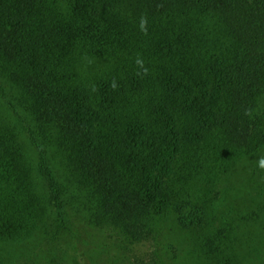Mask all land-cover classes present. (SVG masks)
<instances>
[{
  "label": "rangeland",
  "instance_id": "374dc122",
  "mask_svg": "<svg viewBox=\"0 0 264 264\" xmlns=\"http://www.w3.org/2000/svg\"><path fill=\"white\" fill-rule=\"evenodd\" d=\"M161 1L153 7L179 12L185 7L179 0ZM147 2L0 0V43L14 26L25 34L26 42L41 47L38 56L57 70V63L62 62V68L66 57L75 51L70 43H64V48L57 49L59 44L56 40L63 32L83 23L95 29L104 24L113 25L116 36L126 44L119 52L118 69L121 72L126 71L123 68L125 64H135L137 54H140L150 80L158 82L162 79L163 87V78L171 71L183 79L191 75L194 78L200 76L198 83L201 85L195 91L199 99L195 114L202 124L203 111L209 105L216 110L224 106L212 102L210 96L213 92H205L214 89L215 95L219 93L221 85L215 89L216 83L221 84V74L236 46L234 39L224 32L215 34L196 28L201 36L198 47L204 51L196 68L199 75L191 74L192 70L184 73L183 69L170 64L173 57L167 51L172 36L176 40L181 33L179 26L173 25L177 18L148 16L153 7ZM57 4L60 10L76 4L85 17L64 14L56 18L54 10ZM142 14L148 18L147 35L139 30ZM211 18L209 23L223 26L224 22L219 17L211 13ZM14 52L15 47L0 53V174L5 179L1 198L16 205L20 214L10 222L18 231L5 235L0 233V264H264V197L256 196L260 190V194L264 193V169L257 165L264 149L248 153L232 146L219 134L200 135V143L196 142L199 135H194L191 142L182 139L174 163L176 173L165 184L168 202H180L187 208L207 207V232H218L223 228L229 230V238L222 245L218 257L195 247L190 238L200 232L179 230L173 214L161 211L160 207L148 206L142 225H137L140 231L128 228L108 214H101L99 205L91 197L89 183L80 186L85 192L83 196L75 195L67 202L71 221L66 227L59 225L49 187L39 165L36 141H41L47 154L62 164L59 168L67 166V172L77 170L72 163L76 145L63 137L58 139L48 126L35 123L30 114L35 101L28 97L23 80V73L27 70L13 66L8 58ZM37 68L36 64L30 71ZM259 102L264 107V96ZM184 124L196 126L200 122L186 119ZM165 126L159 115L152 117L151 144L160 145L166 136L163 134ZM124 134V130L118 133L119 143ZM121 152L126 153L122 157L125 160L121 168L123 177L131 188H142L138 176H141L143 168L152 165L155 150L145 147L139 151L122 149ZM236 221H240L239 225Z\"/></svg>",
  "mask_w": 264,
  "mask_h": 264
},
{
  "label": "trees",
  "instance_id": "16d2710c",
  "mask_svg": "<svg viewBox=\"0 0 264 264\" xmlns=\"http://www.w3.org/2000/svg\"><path fill=\"white\" fill-rule=\"evenodd\" d=\"M147 1L152 5L150 7L162 2ZM179 1L185 5L181 12L153 7L147 13L148 16L178 20L173 25L179 26L181 33L176 40L172 36L167 45L168 55L173 57L170 64L183 69L184 73L192 70L191 74H198L196 68L204 51L198 47L201 36L196 28L208 33L224 32L236 45L221 74V84L216 83L215 89L221 85L219 93L215 95L214 89L205 92H213L212 102L224 106L216 110L209 105L203 111L202 124L195 114L199 103L195 91L201 85L198 83L200 76L183 79L171 71L163 78V87L162 79L154 82L148 74L138 76L136 63L125 64L126 71L121 72L118 69L119 52L126 44L116 36L113 25L104 24L95 29L83 23L63 32L56 40L57 49L70 43L75 51L66 57L62 68V62L57 63V70L38 56L41 47L26 42L25 34L14 26L1 40L0 53L15 47L16 52L8 57L9 60L13 66L27 70L23 80L28 97L35 101L30 113L35 123L48 126L58 139L60 136L76 145L72 149L75 153L72 163L77 170L67 172V166L59 168L62 164L47 154L41 141H36L39 165L59 225L66 227L71 221L67 202L75 195L83 196L85 192L80 186L89 183L91 197L99 205L101 214H108L128 228L140 231L137 225L142 223L148 206L160 207L161 211L173 214L179 230L200 232L190 238L195 247L218 257L229 238V230L207 232V207L187 208L180 202H168L165 184L176 173L174 163L182 139L191 142L194 135H199L196 142L200 143V135L219 134L232 146L248 153L264 149V107L259 102L264 96V0ZM54 11L56 16L85 17L76 4L61 10L57 4ZM211 13L224 22L223 26L209 23ZM36 64L38 68L30 71ZM114 79L115 89L111 86ZM93 85L97 88L95 92L91 90ZM246 112L250 114L246 115ZM154 115L163 118L166 125L163 131L166 136L160 145L150 143ZM186 119L200 124L186 126ZM122 130L125 134L119 143L117 135ZM145 147L155 150V158L138 176L142 188H131L121 173L125 163L122 157L126 154L121 150L139 151ZM4 187L5 179L0 174V233L3 235L18 231L11 223L20 214L16 205L1 198ZM259 192L257 198L264 197V193ZM239 222L235 223L239 225Z\"/></svg>",
  "mask_w": 264,
  "mask_h": 264
},
{
  "label": "clouds",
  "instance_id": "9594fccd",
  "mask_svg": "<svg viewBox=\"0 0 264 264\" xmlns=\"http://www.w3.org/2000/svg\"><path fill=\"white\" fill-rule=\"evenodd\" d=\"M147 24H148L147 15L146 14H142L140 16V19H139V30L145 35L148 34ZM135 63H136L137 68H138V71H137V75L138 76H142V75H147L148 74V68L145 67L144 60H143V58H142V56L140 54H137ZM111 86L113 87V89H115L117 87L115 79L112 81V85ZM91 90L93 92L97 91L96 86L93 85ZM245 114L248 115L250 113L246 112ZM257 165H258L259 168L264 169V155H261V156L258 157Z\"/></svg>",
  "mask_w": 264,
  "mask_h": 264
}]
</instances>
